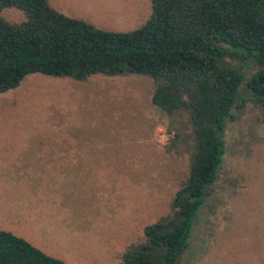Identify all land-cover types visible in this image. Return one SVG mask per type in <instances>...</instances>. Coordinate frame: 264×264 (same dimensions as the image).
I'll return each mask as SVG.
<instances>
[{
    "label": "rangeland",
    "instance_id": "1",
    "mask_svg": "<svg viewBox=\"0 0 264 264\" xmlns=\"http://www.w3.org/2000/svg\"><path fill=\"white\" fill-rule=\"evenodd\" d=\"M47 1L114 31L138 28L152 10L151 0ZM0 15L26 19L14 7ZM225 62L244 75L239 106L180 264H264V107L244 89L262 67L250 58ZM153 88L139 74L74 80L32 73L0 93V230L64 264H123L127 249L144 241V227L172 213L188 174L187 116L153 105Z\"/></svg>",
    "mask_w": 264,
    "mask_h": 264
},
{
    "label": "trees",
    "instance_id": "2",
    "mask_svg": "<svg viewBox=\"0 0 264 264\" xmlns=\"http://www.w3.org/2000/svg\"><path fill=\"white\" fill-rule=\"evenodd\" d=\"M151 5L138 28L114 31L67 16L47 0H0V12L14 7L26 17L10 23L0 15V93L32 73L74 80L92 74L151 78L152 104L170 116H187L188 174L175 192L172 213L145 226L144 241L122 258L123 264H180L222 168L226 125L239 106L244 75L226 57L261 65L244 89L254 105L264 107V0H151ZM0 264L64 262L0 230Z\"/></svg>",
    "mask_w": 264,
    "mask_h": 264
},
{
    "label": "crops",
    "instance_id": "3",
    "mask_svg": "<svg viewBox=\"0 0 264 264\" xmlns=\"http://www.w3.org/2000/svg\"><path fill=\"white\" fill-rule=\"evenodd\" d=\"M62 152V151H61ZM55 154V153H54ZM61 155H62V153H61ZM60 156V155H59Z\"/></svg>",
    "mask_w": 264,
    "mask_h": 264
}]
</instances>
